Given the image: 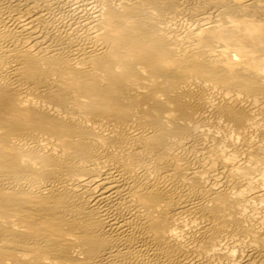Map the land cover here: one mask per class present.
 I'll use <instances>...</instances> for the list:
<instances>
[{"label":"bare ground","instance_id":"bare-ground-1","mask_svg":"<svg viewBox=\"0 0 264 264\" xmlns=\"http://www.w3.org/2000/svg\"><path fill=\"white\" fill-rule=\"evenodd\" d=\"M0 264H264V0H0Z\"/></svg>","mask_w":264,"mask_h":264}]
</instances>
